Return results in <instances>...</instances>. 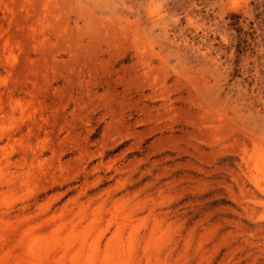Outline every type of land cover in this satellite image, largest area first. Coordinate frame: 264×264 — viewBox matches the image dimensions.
<instances>
[{
    "label": "rangeland",
    "instance_id": "1",
    "mask_svg": "<svg viewBox=\"0 0 264 264\" xmlns=\"http://www.w3.org/2000/svg\"><path fill=\"white\" fill-rule=\"evenodd\" d=\"M264 264V0H0V264Z\"/></svg>",
    "mask_w": 264,
    "mask_h": 264
},
{
    "label": "bare ground",
    "instance_id": "2",
    "mask_svg": "<svg viewBox=\"0 0 264 264\" xmlns=\"http://www.w3.org/2000/svg\"><path fill=\"white\" fill-rule=\"evenodd\" d=\"M19 264V263H18Z\"/></svg>",
    "mask_w": 264,
    "mask_h": 264
}]
</instances>
